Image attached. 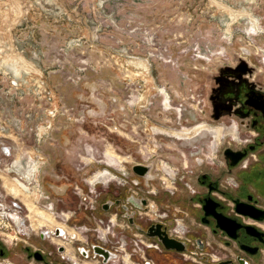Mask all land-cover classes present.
<instances>
[{"label":"rangeland","instance_id":"374dc122","mask_svg":"<svg viewBox=\"0 0 264 264\" xmlns=\"http://www.w3.org/2000/svg\"><path fill=\"white\" fill-rule=\"evenodd\" d=\"M213 1L0 0V147L11 148L9 164L39 163L36 212L50 216L42 205L53 203L64 219L71 215L70 226L51 215L53 228L66 233L59 243L70 245L75 237L84 245L86 232L99 229V205L106 194L122 190L116 180L130 187L136 163L152 167L149 179L159 175L168 186L176 169L185 170L182 184L193 186L195 157L214 152V136L201 131L178 140L167 133L190 135L199 125L226 130L218 111L220 85L264 82V33L249 20L229 17L230 10L249 11L264 29V0ZM136 60L142 68L130 64ZM156 88L168 94V108ZM103 170L113 178L90 183ZM1 178L2 209L21 216L19 230L34 246L40 230L53 228L39 230L26 208L27 191L15 197L2 187L9 176ZM14 231L8 234L16 236Z\"/></svg>","mask_w":264,"mask_h":264},{"label":"flooded vegetation","instance_id":"af4514ba","mask_svg":"<svg viewBox=\"0 0 264 264\" xmlns=\"http://www.w3.org/2000/svg\"><path fill=\"white\" fill-rule=\"evenodd\" d=\"M240 70L244 73L248 69L242 66ZM161 94L165 103L169 96ZM217 99L218 111L228 124L226 130L199 125L185 137L167 133L178 140L193 139L201 131L214 136V152H200L195 157L197 172H191L195 179H188L193 186L182 184L185 170L180 174L176 169L172 185L168 186L159 175L149 179L152 167L136 163L131 166L130 187L127 181L116 180L119 188L124 190L126 186L128 190L118 188L106 194L99 205L98 227L103 237L96 234L97 228H90L84 245L75 237L70 245L59 243L67 240L65 231L53 228L51 214L41 211L45 217L35 216L38 229L47 224L53 229L40 230L34 246L28 243L30 237L26 234L25 239L18 240L19 234L13 237L15 242L0 239V264H264V82H224ZM11 156L9 153L8 159ZM183 158L186 169L188 164ZM135 165L149 167L147 178L151 184L143 185L142 181L148 179L133 173ZM112 175L107 170L100 171L90 183L109 182ZM155 179L162 181L160 188L154 186ZM181 184L189 194H182ZM177 196L183 200L175 202ZM136 237L151 244L142 254L134 253L130 247ZM123 239L126 250L132 251L129 261L121 250Z\"/></svg>","mask_w":264,"mask_h":264},{"label":"built area","instance_id":"2783aa9c","mask_svg":"<svg viewBox=\"0 0 264 264\" xmlns=\"http://www.w3.org/2000/svg\"><path fill=\"white\" fill-rule=\"evenodd\" d=\"M3 133H4V130H3V132L1 134H3ZM9 153H11V148L10 147H8V146H1L0 147V158L2 156L6 157V159L0 161V177H1V175L5 174V175L9 176L10 180H12L14 183H17L18 180H20L21 182L25 181L27 179L26 175L28 173L30 174V176L34 175V176L38 177L40 175L39 172H35L34 171V173H33L31 162H29V163H25V162L20 163L17 160H13V162L9 164V162H8V160L10 159V158L8 159ZM165 169L167 170V174L169 175L171 173L170 168L165 166ZM165 169H164V171H165ZM103 171H105V170H103ZM23 172H25L24 175H23ZM11 174H13L15 176L13 177ZM174 175H175V173H174ZM0 182H2V180ZM172 182H173V180H172ZM29 184H34L33 188H35L39 192L40 187L35 182L31 183V181H29L28 182V186H29ZM2 187H3V189L6 190V187L4 185H2ZM20 187L22 188V191H25V189L22 186H20ZM28 189H29V187H28ZM26 191H28V190H26ZM36 202H37V205H39L38 201H36ZM22 205L23 204H21V202L20 203L19 202H12V206L17 207V208L18 207L21 208V209H19L20 211L23 210V207L25 208V205H23V206ZM42 206H43V208L45 207L44 209L48 213H50L53 217L57 216L58 218H60L63 221L64 225H67L71 215H69V217L66 216L67 218L64 219L63 216H65L66 214L63 213V212H60V213L56 212L55 209H54V204L53 203H48L47 205L43 204ZM2 207L7 208L6 206H3L2 202H0V209H2ZM13 215H16L17 217L19 216L18 213H15V211L12 212V211H9L7 209L0 210V239H2V240H4V239H13L12 235L10 236V234H8V233H10L9 231H10L11 228L13 230L17 229L18 234L20 236L25 235L24 232L19 230V229H21L22 225L24 224V221L22 220L21 216H19L20 217V225L19 226L16 225L14 223V221H13ZM60 215L62 217H60ZM29 227H30V225H29ZM79 228H84V227H79ZM58 229H61V228L58 227ZM84 229H86V228H84ZM61 230H63V229H61ZM14 232L16 233V231H14ZM96 232H97V234H98V236L100 238L104 236V232L102 230H100V228L97 229ZM13 236H15V235H13ZM150 246H151V244H149L147 242V240L142 238V237H136L133 240L132 244H130L131 249L134 251V253L136 252V254L137 253L138 254H142L144 252V249L145 248H149ZM126 247H127V245H126L125 240L124 239L121 240V250L123 252L125 260L129 261V259L132 257V254L130 253L132 251H130V252L127 251Z\"/></svg>","mask_w":264,"mask_h":264},{"label":"bare ground","instance_id":"6f19581e","mask_svg":"<svg viewBox=\"0 0 264 264\" xmlns=\"http://www.w3.org/2000/svg\"><path fill=\"white\" fill-rule=\"evenodd\" d=\"M213 1V0H212ZM214 2V1H213ZM214 4V3H213ZM246 12H249V11H246ZM246 12H244V11H242V12H238V11H233V10H230L229 11V13H230V18H231V21L232 22H237V20L238 19H246V20H249L250 21V23H251V25H252V27L254 28V30L256 31V32H258V33H264V29L263 28H261L260 27V25H258V23H257V21H256V18L254 19V17H252V15L253 14H248V13H246ZM231 22V23H232ZM239 22V21H238ZM227 28V27H226ZM231 28V27H230ZM228 33V32H227ZM230 34V33H229ZM130 64L131 65H134L135 67H139V68H142L143 67V65H144V63L142 62V61H139V60H136V61H132V62H130ZM146 70V69H145ZM138 74V73H137ZM142 77V76H141ZM153 83V82H152ZM156 89H158V88H156ZM155 91H157V90H155ZM157 92H160V93H163V94H166V92H165V90L164 89H162V88H160V89H158V91ZM167 95V94H166ZM168 96V95H167ZM168 100H169V97H168ZM166 101L165 102V106L166 107H169V101ZM140 101V100H139ZM41 126V125H40ZM43 129V128H42ZM47 129V128H46ZM170 134H172L173 136H176V137H185L186 135L185 134H180V133H170ZM39 137V136H38ZM41 138V137H40ZM112 151V150H111ZM12 157V156H11ZM18 161V160H17ZM19 162L21 163V161L19 160ZM31 165H32V169H33V173H34V171L35 172H39V163H34V162H32L31 163ZM31 169V168H30ZM25 174V172H23V175ZM1 178V177H0ZM26 180L25 181H20V180H18L17 181V183H14V182H12L10 179H4L3 181V184H4V186L6 187V190L8 191V192H10V193H12V194H14V195H17L18 196V193H20L22 190V188L20 187V186H22L25 190H28L27 192H31L29 189H28V182L29 181H31V182H35L38 186H39V180H38V178L39 177H37V176H34V175H31L30 176V174L28 173L27 175H26ZM1 180H2V178H1ZM14 183V184H12V183ZM8 184H9V187L7 188V186H8ZM21 189H20V188ZM33 191V194H26V197L29 195V197L28 198H30V201H28L27 199V201L25 202V204H26V208H28V212H30L31 213V215L32 216H36V215H39L40 217L42 216V217H45V215L43 214V212H36V209H34L33 208V206H35V202L37 201L36 199L38 198V195H37V193L35 192V189H33L32 190ZM37 191V190H36ZM22 193V192H21ZM25 198H23V200H24ZM24 203V202H23ZM30 215V216H31ZM33 218H35V217H33ZM13 221H14V223L16 224V225H20V221L18 220H15V217L13 216ZM30 221H31V219H30ZM36 221V220H35ZM15 231H16V236L18 235V231H17V229H15ZM16 236H12V238L13 237H16Z\"/></svg>","mask_w":264,"mask_h":264},{"label":"water","instance_id":"95a60500","mask_svg":"<svg viewBox=\"0 0 264 264\" xmlns=\"http://www.w3.org/2000/svg\"><path fill=\"white\" fill-rule=\"evenodd\" d=\"M149 167H143V166H139V165H135L132 167V171L135 175L139 176V177H144L145 179H147V173H148ZM59 231V230H58ZM149 235V234H148ZM167 241H164V244L166 245ZM96 255H101L100 252L95 251L94 252Z\"/></svg>","mask_w":264,"mask_h":264}]
</instances>
